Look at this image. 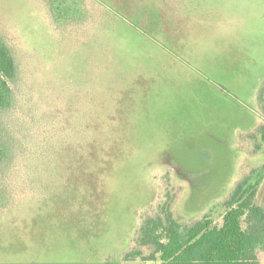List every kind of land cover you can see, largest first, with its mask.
<instances>
[{
  "label": "rangeland",
  "instance_id": "obj_1",
  "mask_svg": "<svg viewBox=\"0 0 264 264\" xmlns=\"http://www.w3.org/2000/svg\"><path fill=\"white\" fill-rule=\"evenodd\" d=\"M85 1L86 29L68 31L43 0H0L21 67L9 84L44 101L33 125L19 104L50 139L32 216L25 181L21 209L0 212V264H122L163 202L183 224L220 223L247 178L264 204V0Z\"/></svg>",
  "mask_w": 264,
  "mask_h": 264
},
{
  "label": "trees",
  "instance_id": "obj_2",
  "mask_svg": "<svg viewBox=\"0 0 264 264\" xmlns=\"http://www.w3.org/2000/svg\"><path fill=\"white\" fill-rule=\"evenodd\" d=\"M43 1L53 23L60 28L86 29L90 13L85 0ZM20 68L10 43L0 35V212L21 209L23 195L29 192L30 202L25 204H31V210L26 212L27 207H24L20 214L29 212L32 216V202L36 203L48 189L35 188L45 181L40 173L35 177L31 175V165L42 158L50 140L46 132L49 127L42 125L36 130L31 127L33 131H28L30 115L20 110L19 101L31 99V125L35 118L49 110L38 106L44 101H35L32 90L18 96L11 88L9 83H19ZM23 79L27 84L25 76ZM259 101L264 113V87ZM258 134L264 139V127ZM24 181L28 182L25 183L27 192ZM260 182L253 183L247 178L236 185L223 203L225 211L220 223L204 217L183 224L175 218L170 200H166L157 212L145 216L134 244L120 262L132 264L141 259L144 263L154 261L158 264H260L258 251H264V204L257 200Z\"/></svg>",
  "mask_w": 264,
  "mask_h": 264
}]
</instances>
